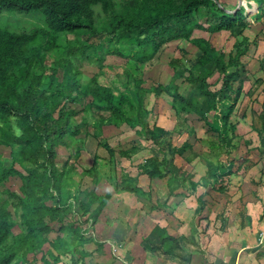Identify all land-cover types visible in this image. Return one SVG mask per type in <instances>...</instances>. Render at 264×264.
Listing matches in <instances>:
<instances>
[{"label":"trees","instance_id":"trees-1","mask_svg":"<svg viewBox=\"0 0 264 264\" xmlns=\"http://www.w3.org/2000/svg\"><path fill=\"white\" fill-rule=\"evenodd\" d=\"M249 2L254 9L256 2L264 11V0ZM231 11H226L220 0H0V17L5 13H40L44 18L43 28L26 31H13L0 24V147L8 149L10 158V163L5 164L0 151V187L12 177L20 182L17 192L0 190V264H32L37 254H41L42 264H58L67 254L71 264H78L79 258L86 255L72 250L68 241L60 236L52 241L48 238L56 230L66 236L69 232L76 235L77 246L91 241L83 239L69 219L74 213L75 199L71 173L77 168L75 162L69 164V161L76 158L78 152L69 155L61 169L56 167L55 161L56 149L65 148L66 137H75L79 132L72 126L73 118L89 110L98 115L107 114L96 117L97 127L107 124H125L131 129L142 124L148 126L149 111L144 108V100L149 90L142 86V80H134L135 102H132L123 94L116 96L109 86L101 84L98 73L82 82L74 59L100 71L107 56L147 64L170 42L190 43L197 52L189 66H185L182 59L171 60L172 81L150 90L156 96L167 95L176 113L196 116L219 140L230 144L231 138L226 132L235 130L236 125L230 124L229 119L242 91L241 84L236 88L233 84L241 83L242 75L248 74L242 58L249 50L244 31L251 27L242 10L234 7ZM196 31L227 32L234 38L231 51H218L208 40L193 37ZM80 33L86 35V40L67 42L66 47L59 45L60 37ZM101 34L102 41H89ZM53 53L55 57L46 65V58ZM212 78L214 82H209ZM178 79L187 83L191 94L179 93L175 84ZM81 99L86 100L84 108L71 107V103ZM227 101L232 105L220 110L217 119L218 104ZM208 115L213 116L212 121ZM136 133L145 136L141 131ZM147 133L155 141L162 138L165 130L153 126L147 128ZM102 147L111 158L115 156L107 143ZM189 148L187 141L177 147L168 145L163 158L154 154L138 164L137 169L148 179L167 178L173 192L182 181L191 179L189 176L180 179V170L173 162L175 156H182ZM132 152L119 154L130 158ZM207 167L214 180L230 174L219 166L221 174L216 176L215 167L210 163ZM84 172L91 175L93 183L98 182L95 163ZM122 189L144 194L139 187L127 182ZM83 193L87 200L78 205L95 223L110 194L99 196L94 190ZM94 204L96 207L91 210ZM52 223H57L58 227L54 228ZM141 246L158 257L189 261V257L183 255L182 240L166 235L160 227H155Z\"/></svg>","mask_w":264,"mask_h":264},{"label":"rangeland","instance_id":"rangeland-1","mask_svg":"<svg viewBox=\"0 0 264 264\" xmlns=\"http://www.w3.org/2000/svg\"><path fill=\"white\" fill-rule=\"evenodd\" d=\"M249 1L246 0L241 3V0H220L229 13L232 12L231 10L234 7L242 10L246 21L251 25L249 29L244 31V35L248 39L249 50L246 52V56L242 58L249 75L247 74L246 77L242 75L243 81L241 83L237 81L233 84L234 88L241 84L242 91L229 119L230 124L236 125L234 131L227 130L226 132L228 138H231L229 145L225 141L219 140L217 134L209 131L208 126L196 116L186 115L183 112L176 113L172 109L171 99L167 95L155 96L150 90L155 85H167L172 81L173 72L169 67L171 60L182 59L184 65L189 66L197 52L196 47L190 43L183 41L170 42L164 45L155 58L147 64H138L107 56L105 66L100 71L86 62H79L74 59L81 71L82 82L98 73L101 84L109 86L116 96L123 94L132 102H135L134 80H142V86L149 90L144 101V108L149 111V117L151 113L147 128L151 129L153 125L166 128L162 138L154 141L159 144L158 149L162 151L168 145L177 147L184 141L191 145V148L187 149L182 156H175L173 161L174 165L180 170V179H186L188 176L191 179L187 178L182 181L181 185L174 187L173 191L182 188L188 189L189 193L192 194L201 186L216 198L219 194L220 198L224 196L223 186L226 184L220 185L219 179L214 180L209 176L207 163L215 167L216 176L221 174L218 167L222 166L231 172H238V175L242 176L244 181L249 183L251 181V185L248 183L249 187L260 185L259 181L264 182V11H261L256 2H254L256 4L254 9ZM255 16H258L259 19H254ZM0 24L13 31H26L43 28L44 18L40 13L28 15L5 13L0 17ZM102 35L93 37L89 41L94 43L102 41ZM193 37L204 38L208 40L212 47L225 53L231 51L234 43V38L227 32L209 34L206 31H196ZM83 40H86L84 33L67 34L60 37L59 45L66 47L67 42ZM54 57L55 53L50 54L46 58V65ZM214 80L215 78H212L209 82H214ZM175 84L178 86L180 94H191L189 86L183 79L176 80ZM219 86V84L215 86V89ZM70 105L75 110H80L85 107L86 100L81 99L79 102ZM231 105V101H227L223 105L218 104V110L215 113L217 119H219V111ZM100 115L106 116L107 114L100 113ZM100 115L85 110L73 118L71 123L79 131L77 136L66 137L67 146L56 149L55 161L58 169H61L63 162L69 155H76L78 152V156L76 158L72 157L69 161V164L75 162L77 165V168L71 173V191L75 195V199L73 200L74 213L69 219L79 229L81 237L91 241H86L82 246H77L75 243L76 235L69 232L66 236L64 233L58 234L56 230L51 232L48 238L52 241L56 236H60L68 241L72 250L85 252L86 255L79 258L78 264H117V262H120V252L124 242H128L125 237L127 228L129 229L127 234L130 239L134 237V233L130 229L131 226L124 223L123 220L125 219L120 218V216H125L130 212L118 208L121 207L119 202L122 204L123 201L121 197L117 196L121 194L118 191L129 192L122 189L123 185L126 182L131 185L134 184L144 192V194L139 193L137 196L143 200H149L144 190L149 189L152 182L136 168L138 164L149 158L150 154H138L139 150L134 151L133 146L129 148L134 140L144 137L149 139L146 126L142 124L135 129H131L125 124L119 126L107 124L97 127L94 120ZM208 116L209 120L212 121L213 116ZM218 126L222 128L221 123H218ZM136 131L143 132L145 136H140ZM234 132L235 135H233ZM103 143H107L114 150L115 156L113 158L102 147ZM126 148H129L126 151L133 150L130 160L119 154L120 150L124 151ZM0 151L3 152L5 164H9L8 149L0 147ZM196 152L198 153L197 156L195 155ZM163 154L165 153L158 154V158H163ZM93 163H95L99 175L97 183H93L91 175L83 173ZM229 163L230 165H228ZM19 185V179L12 177L4 186L0 187V190L6 188L17 192ZM165 186V180L159 182V188H165ZM173 186H175V183ZM211 186L218 193H213V190L210 189ZM220 186L223 188H220ZM154 187H156V184H154ZM168 189L170 190L169 186ZM89 190H94L100 196L110 193L111 199L113 198V200H108L95 223L89 220L88 213H82L78 205L79 202L87 200L83 191L88 192ZM149 197L151 198V196ZM142 199L140 201L145 202ZM95 207L96 204L92 205L91 210ZM86 219L88 220L86 221ZM52 225L54 228L58 227L57 223H52ZM108 235L113 237L115 241H108ZM44 246L47 248V245ZM131 246L133 247V245ZM128 249L130 250V248ZM29 259H32V256H29ZM34 260L35 262L32 264H42L41 254H37ZM58 264H71L70 255H63Z\"/></svg>","mask_w":264,"mask_h":264},{"label":"crops","instance_id":"crops-1","mask_svg":"<svg viewBox=\"0 0 264 264\" xmlns=\"http://www.w3.org/2000/svg\"><path fill=\"white\" fill-rule=\"evenodd\" d=\"M150 119L151 113L148 124ZM157 127L166 130L164 126ZM132 146L135 151L139 150L138 154L149 153V157L164 152L158 149L159 144L146 137L134 140L129 148ZM223 177L219 179L220 185L226 184L221 198L220 194L216 198L201 186L192 194L182 188L171 192L167 178L149 179L151 187L144 190L149 200L118 191L121 194L117 196L123 199L118 208L130 212L120 218L131 226L134 237L130 239L127 228L128 242L123 241L121 260L117 264H264V182L249 187V182L238 172L231 171ZM162 180H165V188L158 187ZM213 193L218 192L213 190ZM110 200H113L111 194ZM155 227L181 239L183 255L188 256L189 261L178 262L144 251L141 242ZM107 238L115 241L109 235Z\"/></svg>","mask_w":264,"mask_h":264}]
</instances>
